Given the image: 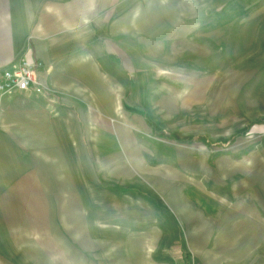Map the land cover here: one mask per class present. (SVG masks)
I'll list each match as a JSON object with an SVG mask.
<instances>
[{
    "label": "crops",
    "instance_id": "obj_1",
    "mask_svg": "<svg viewBox=\"0 0 264 264\" xmlns=\"http://www.w3.org/2000/svg\"><path fill=\"white\" fill-rule=\"evenodd\" d=\"M256 1L0 0V70L47 91L0 98V264H264V141L211 165L169 70Z\"/></svg>",
    "mask_w": 264,
    "mask_h": 264
},
{
    "label": "rangeland",
    "instance_id": "obj_2",
    "mask_svg": "<svg viewBox=\"0 0 264 264\" xmlns=\"http://www.w3.org/2000/svg\"><path fill=\"white\" fill-rule=\"evenodd\" d=\"M262 1L231 17L197 26L190 47H175L169 70L188 77L184 86L192 95L206 96L204 105L192 110L185 135L203 137L211 165L221 157L246 155L264 141ZM167 132L160 135L170 137ZM178 253L175 264H187L192 257L180 248Z\"/></svg>",
    "mask_w": 264,
    "mask_h": 264
},
{
    "label": "built area",
    "instance_id": "obj_3",
    "mask_svg": "<svg viewBox=\"0 0 264 264\" xmlns=\"http://www.w3.org/2000/svg\"><path fill=\"white\" fill-rule=\"evenodd\" d=\"M42 64L30 63L23 58L17 59L10 66L0 70V98H12L25 93L47 94L41 85L39 72ZM187 264H201L195 257H190Z\"/></svg>",
    "mask_w": 264,
    "mask_h": 264
}]
</instances>
